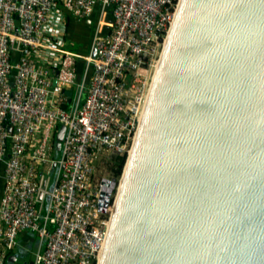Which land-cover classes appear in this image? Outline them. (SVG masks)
I'll return each instance as SVG.
<instances>
[{"label":"water","instance_id":"1","mask_svg":"<svg viewBox=\"0 0 264 264\" xmlns=\"http://www.w3.org/2000/svg\"><path fill=\"white\" fill-rule=\"evenodd\" d=\"M123 163L95 264H264V0H178Z\"/></svg>","mask_w":264,"mask_h":264},{"label":"built area","instance_id":"2","mask_svg":"<svg viewBox=\"0 0 264 264\" xmlns=\"http://www.w3.org/2000/svg\"><path fill=\"white\" fill-rule=\"evenodd\" d=\"M177 2L0 0V264L22 230L30 264L96 263L114 186L102 210L95 161L127 153ZM95 8L80 52L67 15Z\"/></svg>","mask_w":264,"mask_h":264},{"label":"rangeland","instance_id":"3","mask_svg":"<svg viewBox=\"0 0 264 264\" xmlns=\"http://www.w3.org/2000/svg\"><path fill=\"white\" fill-rule=\"evenodd\" d=\"M97 16V11L96 8L90 13L88 14L86 17H83L81 19H72L71 23L72 25L74 23H78L79 24V29H78V35L80 37H78L77 39H75V41H72L70 38V40L68 41V43L70 44V46L77 48L78 51L80 52H85L87 50V37L89 35H91L92 31H93V27H94V22H95V18ZM71 17V16H70ZM72 18V17H71ZM86 18H88L89 22H86ZM166 37V36H165ZM164 37V39H165ZM78 46V47H77ZM117 154H105V155H101L96 161H95V175L97 176H101L102 178H109V179H113L115 181V185L114 188L112 189V193L109 199V203L108 205L111 208V204H112V200L115 194V189L117 186V181L119 179L121 170H122V166H121V170L119 175L115 176L114 173V168H115V163L117 161ZM126 154L124 155V160L126 158Z\"/></svg>","mask_w":264,"mask_h":264},{"label":"crops","instance_id":"4","mask_svg":"<svg viewBox=\"0 0 264 264\" xmlns=\"http://www.w3.org/2000/svg\"><path fill=\"white\" fill-rule=\"evenodd\" d=\"M72 19H75V18H72ZM86 19H87L86 21H88V18ZM71 20L68 23L66 33H67V36L72 41H75V39L80 37L78 35L79 24L74 23L72 25ZM89 40H90V35L87 37V41H88L87 46L89 44ZM36 243H37V236L34 232L28 231V230H22L18 232L16 235V244L14 248L11 249L9 253L7 254V255L13 254L14 257H12V259L10 260H7L5 258L4 263L5 264H17L22 261L24 262L26 261L25 264H27V261L31 260L33 257V251L36 247Z\"/></svg>","mask_w":264,"mask_h":264},{"label":"bare ground","instance_id":"5","mask_svg":"<svg viewBox=\"0 0 264 264\" xmlns=\"http://www.w3.org/2000/svg\"><path fill=\"white\" fill-rule=\"evenodd\" d=\"M174 13H175V11H174ZM173 18H174V14H173L172 20H173ZM168 30H169V27L166 30L165 36L167 35ZM128 151H129V149H128ZM128 151L126 153L127 156H128ZM111 186H112V179L104 178V177L101 179V184H100V189H99V194H98L99 203H100L101 206L104 205L106 199L109 197Z\"/></svg>","mask_w":264,"mask_h":264},{"label":"trees","instance_id":"6","mask_svg":"<svg viewBox=\"0 0 264 264\" xmlns=\"http://www.w3.org/2000/svg\"><path fill=\"white\" fill-rule=\"evenodd\" d=\"M71 19H72V18H71L70 16L67 15V18H66V29H67L68 23H69V21H70ZM66 38L69 39V37L67 36V33H66ZM69 40H70V39H69ZM80 62H81V60L78 61V65H80ZM123 162H124V155H118V156H117V161H116V163H115L116 166H115V168H114L115 176L119 175L120 170H121V166H122V164H124Z\"/></svg>","mask_w":264,"mask_h":264},{"label":"flooded vegetation","instance_id":"7","mask_svg":"<svg viewBox=\"0 0 264 264\" xmlns=\"http://www.w3.org/2000/svg\"><path fill=\"white\" fill-rule=\"evenodd\" d=\"M86 20H87V19H86ZM86 22H89V20H88V21H86ZM90 37H91V35H90ZM28 261H29V260H28ZM28 261H27V262H28ZM25 262H26V261H25Z\"/></svg>","mask_w":264,"mask_h":264}]
</instances>
